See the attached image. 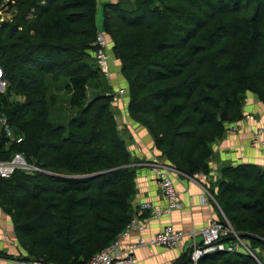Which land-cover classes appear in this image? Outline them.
Masks as SVG:
<instances>
[{
    "label": "trees",
    "instance_id": "1",
    "mask_svg": "<svg viewBox=\"0 0 264 264\" xmlns=\"http://www.w3.org/2000/svg\"><path fill=\"white\" fill-rule=\"evenodd\" d=\"M243 1L117 0L103 9L102 29L128 80L131 116L150 129L170 165L189 176L211 171L213 144L243 117L246 94L264 101V0ZM252 2V14L242 13ZM19 6L29 25H0L1 78L8 84L0 91V162L20 154L37 169L0 176V206L30 258L86 264L135 215L148 216L134 203L139 161L116 119L114 95L96 92L108 91L106 82L93 89L92 80L103 74L87 61L98 49V1L22 0ZM218 15L227 20L194 43ZM60 92L70 96L65 114L55 107ZM221 173L217 184L226 187L216 198L223 211L239 235L262 243L264 170L240 165ZM251 173L257 182L245 190ZM190 263L187 253L175 262ZM199 264L261 263L217 251Z\"/></svg>",
    "mask_w": 264,
    "mask_h": 264
},
{
    "label": "crops",
    "instance_id": "2",
    "mask_svg": "<svg viewBox=\"0 0 264 264\" xmlns=\"http://www.w3.org/2000/svg\"><path fill=\"white\" fill-rule=\"evenodd\" d=\"M118 83H121L120 79L114 81L115 85ZM118 104V109L122 107L124 110H119L120 114L119 117L116 115V119L121 128H129L127 148L139 161L137 167L138 193L134 201L135 206L138 210L141 203L149 201L158 208H164L167 206V200L155 172L148 163L159 161L170 165V162L162 149L157 146L150 129L133 121L128 109L124 108V104ZM242 113L241 119L227 124L229 126L235 124L237 129L228 131L222 139L213 144L214 157L209 162L211 168L209 173L199 172L194 176L176 172L173 174L182 206L160 218L142 217L144 229L142 231L133 230L124 240V247L137 243L141 238L151 239L165 225H172L176 229H183L187 232L199 231L212 220L222 217L220 213L223 209L216 195L219 190L217 180L221 177L224 167L249 165L264 170V144L255 142L258 129H263L264 139V101L255 93L248 92ZM142 214L148 215V212ZM192 244V236H186L175 248L139 246L135 253V264H175L181 255L185 253L189 255ZM34 262L35 260L29 257L17 236L12 217L0 206V264H35ZM260 263L264 264V260Z\"/></svg>",
    "mask_w": 264,
    "mask_h": 264
},
{
    "label": "built area",
    "instance_id": "3",
    "mask_svg": "<svg viewBox=\"0 0 264 264\" xmlns=\"http://www.w3.org/2000/svg\"><path fill=\"white\" fill-rule=\"evenodd\" d=\"M98 46L96 57L102 69V72L110 74L109 66V48L108 41L105 35L98 34L95 43ZM0 75L2 71L0 69ZM122 93L124 90L122 89ZM236 125L231 126L228 131H235ZM262 131H259L261 136ZM155 172L158 182L162 188V192L167 200V206L158 208L151 202L146 201L140 204L139 214L149 212L151 216L160 218L163 215H169L174 210L181 207L179 193L174 184L173 174L179 171L159 161L148 163ZM16 168L23 169H37L28 165L25 158L17 154L12 161L0 162V176L9 177ZM143 219L138 214L135 215L126 228L107 245L103 250L93 255L86 264H135L136 263V249L139 246L152 245L166 248H175L183 241L186 236H192L193 244L190 249V258L193 264H199L200 259L213 252H243L257 256L252 249L247 245L245 239L238 234L233 224L226 216L223 218L212 220L209 224L202 227L199 231L193 230L187 232L183 229H176L172 225H165L158 233L151 239H139L137 243L130 244L124 247V240L129 237L133 230L142 231L144 229ZM199 236V237H198ZM35 264H45L42 261L35 260Z\"/></svg>",
    "mask_w": 264,
    "mask_h": 264
},
{
    "label": "rangeland",
    "instance_id": "4",
    "mask_svg": "<svg viewBox=\"0 0 264 264\" xmlns=\"http://www.w3.org/2000/svg\"><path fill=\"white\" fill-rule=\"evenodd\" d=\"M21 1L22 0H0V25L2 23H4V22H7V21L8 22H11V23H14V24L17 23V22L18 23H22L24 26H25V24H26V26H27V24L29 25L30 19H28L29 21H26V18H25V20H23L24 12H21V9H20V6H19V4L21 3ZM97 1H98V12H97L98 34L105 35L106 38H107V41H108V48H109L108 54H109V60H110V62H109L110 74H106L104 72L102 74L101 72H99L98 75H97V77H95V79L92 80L93 81V86H94L93 89H95V85L96 84L98 85L101 81L102 82H106L107 83V87L110 88V89L109 88L108 89L106 88L108 91H106V90H99L97 88L95 90H96V92L97 91L98 92L101 91V92H105L106 94L107 93H112V95H114V99L115 100L112 103V107H113V111L115 113V116L117 115L119 117V114H120V111L119 110H121L123 108L121 107V109L120 108L118 109V107H119V104L118 103H122V104H124V108L128 109V113H129V116L131 117V119L133 121H135V122H137V123H139L140 125L143 126V124H141L138 120H136L135 118H133L131 116L130 112H129L130 96H129V84H128V80L126 79L125 75L122 72V62H121V60L116 59V57L114 56L113 51L111 49L112 46H113V43H114L113 42V38L109 34L105 33L103 31V29H102L103 28V9H104V7L108 3H115V2H117V0H97ZM131 1H134V0H131ZM244 3H246V0L243 1V6H244ZM255 6H256V3L255 2H252L251 5H250V8L248 10H245L244 8H242L241 9V12L242 13H245L246 15H250L254 11ZM34 11L35 10L33 9L32 12H30V14L28 15V18H34L33 17ZM18 15H19V17H18V19H16V17ZM31 20H34V19H31ZM226 20L227 19H223V17H221L220 15H218L217 17H215L214 19H212L211 23L194 40V43H198L202 38H204V39L207 40V38L210 36L211 32L213 30H215L220 23H224V21H226ZM20 29H22V28H20ZM206 43H207V41H206ZM89 56L90 57H88V60L87 61H91V63L96 67V65L98 63V62H96V59H97V57H96V51L95 50L90 51V55ZM1 77H2V75H0V91L3 92V91H5L7 89L8 84ZM64 79H65L64 77H61L59 79H56L55 82L58 81V83H60V82L64 81ZM119 79L121 80V83H118L117 85H115L114 84V81L115 80L116 81H119ZM115 86L117 87L116 89H115ZM122 89L124 90L123 93L121 92ZM57 96H58L57 97L58 98V101L56 102V106L55 107L59 109L58 110V113L59 114H62V113L65 114L70 109V108H68V105H67V101H68V99L70 97L69 96V93L60 92V93L57 94ZM20 98H21L20 96H16V99L19 100ZM115 103H117L118 105L115 104ZM125 103H127V104H125ZM52 106L54 107L53 104H52ZM228 124H232V123H228ZM233 125H235V124H233ZM233 125L228 126V129L231 126H233ZM2 126H4V124H0V131L2 130ZM121 129H123V128H121ZM127 130H129V128L123 129V132H124L123 133V136L126 139V142H127V138L129 139V136L127 135L128 134L127 133ZM259 131H262L261 136L259 134ZM255 142L256 143L259 142L261 144H264L263 129H258L257 130L256 137H255ZM213 157H214V151H213V155H212V157H211L210 160H212ZM31 166H33V165H31ZM178 171H179L180 174L183 173L180 170H178ZM221 176H222V173H221ZM256 176H257V174L251 173L250 174V179H248V181H245L244 180V182H242L245 185V190H246V188L248 189V186H250L251 184H254L255 182H257L256 181ZM220 178H218V180ZM222 179H223V177H222ZM222 179H221V181H223ZM231 179H232L231 177L228 178L229 181ZM234 182H236V181L234 180ZM233 183L227 181L225 185H230V184H233ZM225 187L224 186L223 187L219 186L218 194H221L222 195ZM230 188L233 189V187L231 185H230ZM242 202H244V200ZM181 206H182V204H181ZM232 214H234V213H232ZM148 216H151L149 212H148ZM220 216H222L221 218H223V216H226L227 218L230 219L229 213H225L222 210H221ZM233 225L235 227V230H236V228L239 229L237 227V225H235V224H233ZM250 233H252L254 236L257 235V234H254L255 232H252V231ZM257 237H260V236L257 235ZM259 239L261 240L262 243H258V244L257 243H254L253 242L254 240L253 239H250V238H245V241H246L247 245L255 253V255L257 256V258L259 259V261L261 260L260 262H262L264 260V252H263L264 251V243H263L264 237H262V238L260 237ZM21 244H22V242H21ZM24 248H25V246H24ZM25 249L28 252V247L25 248ZM238 253H242V254H245L246 255V253H243V252H238ZM28 254H29V252H28ZM247 254H249V253H247ZM249 255H251V254H249ZM189 256H190V254H189ZM251 256L254 259H256L253 255H251ZM190 260H191V258H190ZM191 263L193 264L192 261H191Z\"/></svg>",
    "mask_w": 264,
    "mask_h": 264
},
{
    "label": "water",
    "instance_id": "5",
    "mask_svg": "<svg viewBox=\"0 0 264 264\" xmlns=\"http://www.w3.org/2000/svg\"><path fill=\"white\" fill-rule=\"evenodd\" d=\"M222 120H223V121H227V120H228V115H227L226 112H224V113L222 114Z\"/></svg>",
    "mask_w": 264,
    "mask_h": 264
},
{
    "label": "bare ground",
    "instance_id": "6",
    "mask_svg": "<svg viewBox=\"0 0 264 264\" xmlns=\"http://www.w3.org/2000/svg\"><path fill=\"white\" fill-rule=\"evenodd\" d=\"M106 32V31H105ZM96 50V49H95ZM7 123V122H6ZM5 126V125H4ZM8 136V135H7ZM20 140V139H19Z\"/></svg>",
    "mask_w": 264,
    "mask_h": 264
}]
</instances>
